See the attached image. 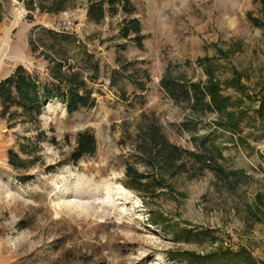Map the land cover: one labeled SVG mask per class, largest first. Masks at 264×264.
<instances>
[{
    "label": "rangeland",
    "instance_id": "rangeland-1",
    "mask_svg": "<svg viewBox=\"0 0 264 264\" xmlns=\"http://www.w3.org/2000/svg\"><path fill=\"white\" fill-rule=\"evenodd\" d=\"M17 1L3 0L0 38L10 37L0 81L23 66L47 84L53 47L78 63L83 46L99 79L89 82L94 107L71 114L53 99L33 122L0 117V264H188L182 252L248 264L240 251L264 264V0H130L133 15L118 10L101 23L84 12L91 0H63L59 13L47 10L59 0ZM65 12L81 24L74 42L57 37ZM125 17L140 21L142 48L122 37ZM168 67L201 84L210 73L229 111L243 113L236 135L218 126L217 111L170 99L160 86ZM148 122L185 152L215 140L218 165L236 175L202 171L184 156L185 171L159 192L127 189L126 166L151 171L137 151ZM85 130L96 154L74 163ZM10 152L23 163L13 166Z\"/></svg>",
    "mask_w": 264,
    "mask_h": 264
},
{
    "label": "trees",
    "instance_id": "trees-1",
    "mask_svg": "<svg viewBox=\"0 0 264 264\" xmlns=\"http://www.w3.org/2000/svg\"><path fill=\"white\" fill-rule=\"evenodd\" d=\"M62 2L63 0L56 1L47 10L55 13L61 12ZM86 9L88 20L95 23L103 22L108 13L114 15L118 13V10L129 16L135 13V7L130 0H91ZM3 20V0H0V24ZM121 28L124 39L132 40L139 48L143 47L142 27L137 18L125 17ZM54 35L57 36V34ZM57 37L67 42H74V38L68 34L62 33ZM79 50L82 52L83 59L78 63H73L53 47L55 56L47 55L50 62L49 76L52 78V81L47 84L40 76L33 72L30 73L23 66L17 67L8 78L1 80L0 117L8 122H15L18 119L33 122L41 115L44 103L53 99L65 104L71 114L84 108L94 107V93L89 88V82L95 83L99 79V63L98 61L92 62V56L87 53L85 46L80 47ZM203 62L205 61H200L199 64ZM117 73L113 74V85L116 83ZM209 76L208 83H196L187 80L186 77L175 76L168 67L160 80V86L170 99L177 103L190 104L195 111H217L221 118L218 126L236 135L244 120L243 113L229 111L231 104L229 98L221 94L220 84L211 80L210 73ZM236 80L239 81L237 74L233 81ZM141 88H144L143 85ZM206 98H209V102ZM138 136L140 142H138L137 151L140 152V156L151 171L140 173L131 165L126 166L124 185L127 189L146 195L159 192L167 186V176L175 178L185 171L184 156H188L202 171L211 169L219 176L236 175L218 165L216 156L221 158L222 152L215 144V140L210 141L209 145H203L201 153L196 154L191 151L185 152L175 143L172 144L162 133L160 126L154 122L140 126ZM76 138V146L71 155L74 163H78L85 156L96 154L97 138L91 131H81ZM9 155L13 166L23 163L20 156L13 152ZM193 233L194 231L185 230V238L190 239ZM178 255L187 259L188 264H219L224 259L220 254L199 255L193 252H182ZM236 256L245 258L248 264H254L253 258L247 256L244 251H240Z\"/></svg>",
    "mask_w": 264,
    "mask_h": 264
},
{
    "label": "built area",
    "instance_id": "built-area-1",
    "mask_svg": "<svg viewBox=\"0 0 264 264\" xmlns=\"http://www.w3.org/2000/svg\"><path fill=\"white\" fill-rule=\"evenodd\" d=\"M16 3H18L17 0H15ZM67 15L64 17L56 26V31L59 34H68L71 36H74L76 38L81 37L82 29L81 24L78 22L76 23V20H73L72 17L68 14V12H65ZM107 85H110V81L106 82Z\"/></svg>",
    "mask_w": 264,
    "mask_h": 264
},
{
    "label": "bare ground",
    "instance_id": "bare-ground-1",
    "mask_svg": "<svg viewBox=\"0 0 264 264\" xmlns=\"http://www.w3.org/2000/svg\"><path fill=\"white\" fill-rule=\"evenodd\" d=\"M20 10H18V13L16 14V18L15 20H19L21 18L22 15V12H19ZM22 11V10H21ZM9 37H10V33L8 32L6 34V36L4 38H0V51L1 52H4L6 50V48L8 47V42H9Z\"/></svg>",
    "mask_w": 264,
    "mask_h": 264
},
{
    "label": "crops",
    "instance_id": "crops-1",
    "mask_svg": "<svg viewBox=\"0 0 264 264\" xmlns=\"http://www.w3.org/2000/svg\"><path fill=\"white\" fill-rule=\"evenodd\" d=\"M33 4H31V7L30 8H33ZM85 13L87 12V9L84 11ZM109 14V13H108ZM108 14H107V16H108ZM106 16V17H107ZM106 19V18H105ZM13 73V71H11V72H9L8 74H6L5 76H3V78L2 79H6V78H8L11 74Z\"/></svg>",
    "mask_w": 264,
    "mask_h": 264
}]
</instances>
